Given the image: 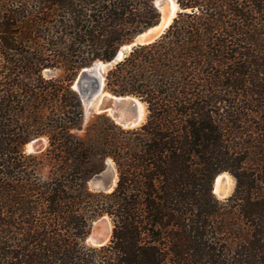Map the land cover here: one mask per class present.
<instances>
[{"label": "trees", "instance_id": "obj_1", "mask_svg": "<svg viewBox=\"0 0 264 264\" xmlns=\"http://www.w3.org/2000/svg\"><path fill=\"white\" fill-rule=\"evenodd\" d=\"M175 1L105 73L146 106L124 129L86 120L73 84L159 23L155 0H0V264H264V0ZM108 159L115 188L91 190ZM105 216L109 243L88 245Z\"/></svg>", "mask_w": 264, "mask_h": 264}, {"label": "water", "instance_id": "obj_2", "mask_svg": "<svg viewBox=\"0 0 264 264\" xmlns=\"http://www.w3.org/2000/svg\"><path fill=\"white\" fill-rule=\"evenodd\" d=\"M163 13L162 11L160 21L156 26L139 34L131 44L123 46L111 62H95L90 67L82 69L79 73L73 84V89L80 95L87 115L106 114L124 129H134L143 124L139 122L140 113L137 110V102L142 103L141 100L135 96H116L105 92V72L109 67L122 60L137 45L151 43L164 33L171 23L168 26L164 24ZM160 25H163L162 29L157 30L156 28ZM45 149L46 142L43 138H36L26 145V150L30 154H37ZM218 177L219 175L213 183V193L216 196ZM109 226H112V224L108 217H102L93 222L87 243L94 247H101L109 243L112 236V228L109 229Z\"/></svg>", "mask_w": 264, "mask_h": 264}, {"label": "rangeland", "instance_id": "obj_3", "mask_svg": "<svg viewBox=\"0 0 264 264\" xmlns=\"http://www.w3.org/2000/svg\"><path fill=\"white\" fill-rule=\"evenodd\" d=\"M156 1L157 0H155V2H154V4H155V6H156V8L158 9V11H159V13H160V18H161V15H162V9L161 8H163V9H165V10H167V11H170V9H169V5H168V3H167V1H165L164 2V4H161L162 6H158L157 4H156ZM175 1V0H174ZM175 3H176V1H175ZM177 4V3H176ZM179 12H181V9L179 8V6H178V10H177V13H175V16L172 18V22H173V20H174V18L175 17H177V14L179 13ZM171 22V23H172ZM165 32V31H164ZM94 64V63H93ZM92 64V65H93ZM108 70V69H107ZM106 70V71H107ZM82 71V70H81ZM80 71V72H81ZM79 72V73H80ZM106 73V72H105ZM45 75L46 76H50V75H52V72H50V71H47V72H45ZM79 75V74H78ZM78 77V76H77ZM77 79V78H76ZM76 79H75V81H76ZM105 92H108L106 89H105ZM109 93V92H108ZM145 105V104H144ZM146 111H147V109H146ZM84 112H85V110H84ZM93 115H87L86 113H85V119L86 120H89L91 117H92ZM146 117H147V112H146ZM145 121H146V118H145ZM145 121L143 122V124L145 123ZM142 124V125H143ZM40 138H43L44 139V141L46 142V148H47V145H48V142H47V139L46 138H44V137H40ZM24 150H25V152L26 153H28V151L26 150V146L24 147ZM28 154H30V153H28ZM221 174H224V173H221ZM220 174V175H221ZM231 178H233L232 180H233V189H232V191L230 192V194H228V196L226 197V198H220V197H218V196H216V198L218 199V200H220V201H225V200H227L229 197H231L232 195H233V193H234V191H235V187H236V181H235V179H234V177L232 176V175H230L229 173H227ZM116 177L118 178V176H117V171H116V168H115V165H114V163L110 160V159H108L107 161H106V166H105V168H104V170L101 172V173H99V174H97L96 176H94L90 181H89V187H90V189L91 190H94V191H103V192H111V191H113V189L115 188V186H116V184L114 185V186H112L113 188H110L111 187V184L113 183V181L116 179ZM117 183V182H116ZM105 217H107V216H105ZM109 219V218H108ZM109 221H110V219H109ZM110 223H111V221H110ZM112 224V223H111ZM86 243H87V240H86ZM88 244V243H87ZM88 245H90V244H88ZM92 246V245H91Z\"/></svg>", "mask_w": 264, "mask_h": 264}, {"label": "bare ground", "instance_id": "obj_4", "mask_svg": "<svg viewBox=\"0 0 264 264\" xmlns=\"http://www.w3.org/2000/svg\"><path fill=\"white\" fill-rule=\"evenodd\" d=\"M167 1L168 5H169V9L170 11L167 13V10H164L163 8L162 11L164 12V21H165V25L168 26L171 22H172V18L175 16V13H177L178 10V5L175 3L174 0H157L156 4L158 6H162L161 4H164V2ZM164 25V26H165ZM163 25H160L159 27H157L156 29H162ZM114 99V98H113ZM137 110L140 113V123H143L145 121L146 118V106L140 102H137ZM117 177L116 179L113 181V183L111 184L110 188H113L112 186H114L117 182ZM233 178H231L227 173H224L222 175H219L218 180H217V187H216V194L218 197L222 198L223 196H227L228 194H230V192L233 189ZM112 226H109V229H111Z\"/></svg>", "mask_w": 264, "mask_h": 264}]
</instances>
